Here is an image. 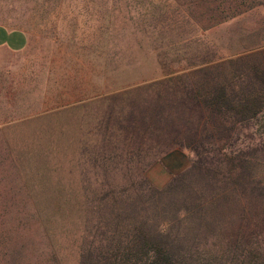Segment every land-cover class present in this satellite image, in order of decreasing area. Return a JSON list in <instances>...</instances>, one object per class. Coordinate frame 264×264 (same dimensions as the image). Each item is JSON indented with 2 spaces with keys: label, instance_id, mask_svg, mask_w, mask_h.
Wrapping results in <instances>:
<instances>
[{
  "label": "rangeland",
  "instance_id": "1",
  "mask_svg": "<svg viewBox=\"0 0 264 264\" xmlns=\"http://www.w3.org/2000/svg\"><path fill=\"white\" fill-rule=\"evenodd\" d=\"M0 24L31 35L0 51V264L132 255L139 238L188 264H250L264 134L220 115L194 138L144 85L250 52L234 66L259 87L264 0H0Z\"/></svg>",
  "mask_w": 264,
  "mask_h": 264
},
{
  "label": "trees",
  "instance_id": "2",
  "mask_svg": "<svg viewBox=\"0 0 264 264\" xmlns=\"http://www.w3.org/2000/svg\"><path fill=\"white\" fill-rule=\"evenodd\" d=\"M236 14L225 13L218 23L227 21ZM250 56V52H245L228 60L207 61L144 86L151 89L158 98L168 96L173 98L171 103L180 107L184 113L181 118H192L195 131L188 127L187 120L184 121V126L188 133H195L194 138L200 135L201 127L204 129L207 124H214L213 118L217 120L220 115L223 116L222 121L225 125L232 127L237 124L251 125L262 135L264 134V75L259 79L260 66L253 68L260 81L257 87L247 79L248 74L245 71L239 72L234 66L237 63L247 64ZM224 64L230 65L234 74L230 79L224 78L221 81L217 77L216 70ZM237 86L239 89L236 90ZM176 144L187 148L193 147L181 139ZM171 151L168 149L163 151V158ZM147 245V242L139 238L131 247L132 255L119 257H92L90 254L92 250H86L80 264H188L179 258L168 256L162 247L148 249ZM248 248L245 247L244 254L238 257H255L249 261L250 264H264V259L258 261L261 260L259 257H264V244Z\"/></svg>",
  "mask_w": 264,
  "mask_h": 264
},
{
  "label": "crops",
  "instance_id": "3",
  "mask_svg": "<svg viewBox=\"0 0 264 264\" xmlns=\"http://www.w3.org/2000/svg\"><path fill=\"white\" fill-rule=\"evenodd\" d=\"M31 44V35L21 28L0 24V51L12 54L25 52Z\"/></svg>",
  "mask_w": 264,
  "mask_h": 264
}]
</instances>
